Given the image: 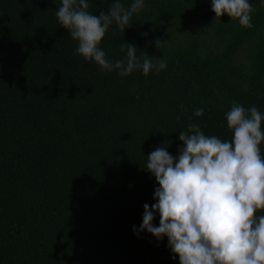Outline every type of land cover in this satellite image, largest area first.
<instances>
[{
	"label": "trees",
	"instance_id": "trees-1",
	"mask_svg": "<svg viewBox=\"0 0 264 264\" xmlns=\"http://www.w3.org/2000/svg\"><path fill=\"white\" fill-rule=\"evenodd\" d=\"M87 2L99 15L114 0ZM61 4L0 0V264H179L167 237L135 231L158 187L146 159L166 141L177 156L189 124L231 141L234 103L264 115V0L251 28L215 19L211 0H144L100 48L115 62L126 42L167 66L127 77L76 53Z\"/></svg>",
	"mask_w": 264,
	"mask_h": 264
},
{
	"label": "clouds",
	"instance_id": "clouds-1",
	"mask_svg": "<svg viewBox=\"0 0 264 264\" xmlns=\"http://www.w3.org/2000/svg\"><path fill=\"white\" fill-rule=\"evenodd\" d=\"M144 6V0H133L127 8L114 0L107 14L94 15L87 11V0H62L56 17L78 42L76 53L85 61L101 71L116 70L121 77L136 70L147 76L166 68V61L145 54L141 63L135 45L124 42L121 52L126 49V56L113 62L100 48L110 25L124 32ZM211 10L215 19L227 15L243 28L252 27L250 0H211ZM203 114V108L194 112L196 117ZM226 121L231 141L206 136L199 125L189 124V131L178 135L183 146L177 156L167 151L171 142L166 141L146 159L144 169L158 187L155 203L144 205L142 224L135 231L157 240L167 237L179 264H264V115L255 106L245 109L234 103ZM157 214L159 225L154 226Z\"/></svg>",
	"mask_w": 264,
	"mask_h": 264
},
{
	"label": "rangeland",
	"instance_id": "rangeland-1",
	"mask_svg": "<svg viewBox=\"0 0 264 264\" xmlns=\"http://www.w3.org/2000/svg\"><path fill=\"white\" fill-rule=\"evenodd\" d=\"M262 1H263V0H250V3H251L252 5H256V4H258V3L262 2ZM210 8H211V6H210ZM182 26H183V29H190V28L194 29L193 26H184V25H182ZM176 36L179 37V33L176 34ZM247 56H248L247 48L245 47V48H243L242 51L240 52L238 58H239V60H240L241 62L244 63V62L246 61V59H247Z\"/></svg>",
	"mask_w": 264,
	"mask_h": 264
}]
</instances>
